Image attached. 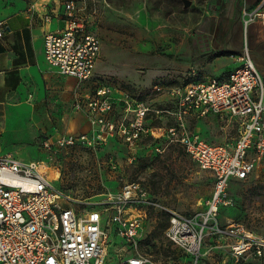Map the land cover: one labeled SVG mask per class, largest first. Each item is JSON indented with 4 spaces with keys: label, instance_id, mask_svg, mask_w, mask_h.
<instances>
[{
    "label": "built area",
    "instance_id": "obj_1",
    "mask_svg": "<svg viewBox=\"0 0 264 264\" xmlns=\"http://www.w3.org/2000/svg\"><path fill=\"white\" fill-rule=\"evenodd\" d=\"M83 8L76 0H65L62 29L46 33L43 39L44 59L50 67L79 84L94 85L91 92L73 100L89 130L58 137L56 147L82 143L95 148L118 138L132 150L148 137L155 144L154 152L163 153L177 144L199 168L212 174L214 190L205 200V210L192 214L164 205L135 181L115 194L105 193L100 209L88 208L86 200L53 184L57 177L48 174L42 161L0 153V264H162L147 252L143 223L148 210L167 216L166 239L191 256L192 264H198L210 235L230 238L231 257L237 262L264 255V238L241 224L224 230L217 220L230 181L249 178L264 160V76L248 47L239 53V65L222 78L164 88L174 99L173 106L155 109L129 91L118 90L111 76L96 75L101 41L78 14ZM3 32L0 22V37ZM153 113L157 125L152 124ZM161 113L171 120L165 121ZM210 114L236 122L232 143L210 142L190 128L188 119ZM108 207L110 214L105 213ZM103 216H107L105 229ZM112 226L123 240L114 253L108 249Z\"/></svg>",
    "mask_w": 264,
    "mask_h": 264
},
{
    "label": "rangeland",
    "instance_id": "obj_2",
    "mask_svg": "<svg viewBox=\"0 0 264 264\" xmlns=\"http://www.w3.org/2000/svg\"><path fill=\"white\" fill-rule=\"evenodd\" d=\"M4 1L0 0V6ZM24 1L32 4L38 0ZM63 1L50 0L59 10ZM190 1L191 4L184 7L182 0H76L79 7H84L78 14L86 18L87 27L102 40V57L112 70L104 74L114 79L120 87L118 90L129 91L152 108H171L174 99L164 88L222 78L225 72L220 75L213 72L212 66L205 68L214 55L204 58L195 52L191 60H185L178 46L186 32L197 33V36H189L188 44L208 40L206 35L197 32L200 24L208 26L212 17H217V22L222 25L226 4L231 6L232 0ZM234 22L243 40L247 36L249 50L264 43V0H246L245 4L236 0ZM209 47L205 44V49ZM225 54L223 50L217 53ZM184 63H187L185 68L181 67ZM156 86H162V89L157 90ZM93 87L75 82L67 98L60 96V85L48 88V96L43 102L45 109L34 104L35 112L47 116L43 125L21 120L11 112L6 119L0 109V152L22 160L42 161L48 174L57 177L53 184L76 199L86 200L91 204H86L88 208L100 209L99 203L105 193L115 194L125 183L135 181L164 205L182 213L205 210V200L214 190L213 176L199 168L177 144H171L159 155L154 152L155 144L148 137L132 150L118 138L95 148L82 143L56 147L57 136L87 128L85 117L74 110L73 100L88 94ZM161 115L165 121L171 120L168 114ZM152 118V124L157 125L159 119L155 113ZM188 124L204 139L214 143H232L237 136L236 122L227 117L210 114L190 118ZM226 195L225 202L217 209L219 226L225 230L231 224H241L257 237L264 238V160L249 178L231 180ZM105 213L110 214L111 209L108 207ZM106 223L107 216H103V229ZM165 225L164 214L154 210L146 212L143 232H146V243L151 248L148 253L162 264H192L191 256L166 239ZM115 232V226H112L108 245L111 253L123 242ZM230 243L227 236H208L198 264H264V255L245 256L235 261L229 250Z\"/></svg>",
    "mask_w": 264,
    "mask_h": 264
},
{
    "label": "crops",
    "instance_id": "obj_3",
    "mask_svg": "<svg viewBox=\"0 0 264 264\" xmlns=\"http://www.w3.org/2000/svg\"><path fill=\"white\" fill-rule=\"evenodd\" d=\"M64 1L61 10L59 7L54 8L50 0H38L32 4H27L24 0H5L0 6V22L4 29L0 37V109L6 119L11 112L15 117L25 119L26 122L32 120L34 123L37 121L42 125L45 124L47 116L35 112L34 104L38 103L42 105V109H45L43 102L48 96V88L59 85L60 96L67 98L68 92L77 82L75 78L59 74L50 67L43 54L44 35L48 32H57L64 25ZM223 15L222 25L217 22V17H212V22L208 26L200 24L197 32L208 37L204 43L195 40L196 43L188 44L189 36H197V33L186 32L179 39L182 42L178 46L185 60H191L195 52H199L204 58L214 55L212 62L207 63L205 68L212 66L213 72L220 75L225 72L222 77L239 65L238 55L247 44V36L243 40L242 33L239 34L235 27L236 0H232L231 6L226 4ZM100 41L102 42L101 39ZM205 44L210 47L205 49ZM222 50L226 54L217 55ZM186 64L181 67L185 68ZM206 71L210 72L208 69ZM95 72L96 75L112 72L102 57L101 45ZM85 84L92 85L91 82L83 83ZM85 121L87 128L80 132L89 130L86 117ZM80 132H68L57 136L56 139Z\"/></svg>",
    "mask_w": 264,
    "mask_h": 264
},
{
    "label": "flooded vegetation",
    "instance_id": "obj_4",
    "mask_svg": "<svg viewBox=\"0 0 264 264\" xmlns=\"http://www.w3.org/2000/svg\"><path fill=\"white\" fill-rule=\"evenodd\" d=\"M247 44H248V40H247ZM249 51H251L250 52L251 57L255 61L256 66L261 72V75L264 76V43L254 47L252 46Z\"/></svg>",
    "mask_w": 264,
    "mask_h": 264
},
{
    "label": "water",
    "instance_id": "obj_5",
    "mask_svg": "<svg viewBox=\"0 0 264 264\" xmlns=\"http://www.w3.org/2000/svg\"><path fill=\"white\" fill-rule=\"evenodd\" d=\"M184 7H188L191 4L190 0H182ZM243 49V48H242ZM242 51V50H241ZM250 52V51H249Z\"/></svg>",
    "mask_w": 264,
    "mask_h": 264
},
{
    "label": "trees",
    "instance_id": "obj_6",
    "mask_svg": "<svg viewBox=\"0 0 264 264\" xmlns=\"http://www.w3.org/2000/svg\"><path fill=\"white\" fill-rule=\"evenodd\" d=\"M170 146V145H169ZM179 146V145H178ZM180 147V146H179ZM181 148V147H180ZM182 149V148H181ZM183 150V149H182ZM160 153H156V155H159ZM166 226H167V216H166V225H165V227H164V229L166 228ZM146 239H145V244H147L146 243ZM148 249L150 250L151 248H150V246H147V252H148Z\"/></svg>",
    "mask_w": 264,
    "mask_h": 264
}]
</instances>
